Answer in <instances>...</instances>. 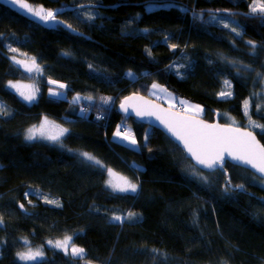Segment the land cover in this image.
<instances>
[{
  "label": "trees",
  "instance_id": "trees-1",
  "mask_svg": "<svg viewBox=\"0 0 264 264\" xmlns=\"http://www.w3.org/2000/svg\"><path fill=\"white\" fill-rule=\"evenodd\" d=\"M23 1L45 12L98 8L65 12L45 29L0 4V264L65 236L83 257L47 251L36 264H264L262 179L229 163L197 170L158 130L116 111L158 83L204 106L205 121L226 113L264 146V129L249 122L264 125V13L252 12L264 0ZM20 60L42 72L29 104L7 87L29 82ZM48 80L66 86V100L48 97ZM43 118L66 135L26 140ZM122 119L139 150L111 141ZM108 169L136 194L107 190Z\"/></svg>",
  "mask_w": 264,
  "mask_h": 264
},
{
  "label": "snow or ice",
  "instance_id": "snow-or-ice-1",
  "mask_svg": "<svg viewBox=\"0 0 264 264\" xmlns=\"http://www.w3.org/2000/svg\"><path fill=\"white\" fill-rule=\"evenodd\" d=\"M19 7L26 9L28 12H31L34 16H38L41 20L48 21L55 18V14L51 11L45 12L42 8L39 10L33 9L28 3L20 0ZM259 11L264 13V3H254L252 7V12ZM227 27V25H225ZM235 30V29H233ZM13 52L16 49H11ZM20 63V61H16ZM33 64L35 61L33 60ZM26 70L32 71V68L25 65ZM55 83V82H52ZM229 82L225 81L227 85ZM10 87L18 88L17 85L10 84ZM63 88L64 85H59ZM158 85H153V88H157ZM161 91H166L161 89ZM26 100L31 101L35 98L33 93L25 94L24 92L20 93ZM54 95L56 93H53ZM220 95H231L230 92H222ZM129 100L133 98H128ZM183 105L186 102L180 101ZM196 111H202L198 106H192ZM121 108L127 111V104H121ZM248 102H245V111L247 114ZM138 116H155L157 120L179 141L184 149L190 154V156L196 161L197 164L202 165L205 168L212 169L214 167L220 166L223 167V162L225 155L231 157L233 160L240 161L246 165H250L252 168L256 169L257 172L264 174V146H261L257 141L255 136L250 131H241L238 128L232 127H222L218 124H205L202 121H197L190 117H181L175 113L162 112V110H155L153 108L145 107L143 110L137 108L134 109ZM250 124L252 127H261L264 129V125H258L254 121H251ZM45 123L40 126L39 129L31 128L28 130L26 139L33 140L36 138L37 132L47 139L58 141L60 136H62L67 130L59 129L58 134L51 135L45 133ZM121 135L119 130L116 133ZM124 139H130V142L135 144V139L129 137L127 133L123 134ZM86 159L94 161L96 164H99V161H95V158L87 153H83ZM110 177H115L116 174L113 173L111 169L107 170ZM108 186L113 189V191L118 192H135L137 190V185L130 182L126 177H117L116 180L109 179ZM243 187V185H239ZM51 202V201H48ZM58 204V202H56ZM21 207H23L21 205ZM135 213L129 212L128 218L135 216ZM114 221H122L121 216H113ZM71 238H65L63 242H56L55 246L63 248L64 251L68 252V244ZM71 254L77 257H83L84 249L77 248L73 246L71 248ZM42 256L40 250L33 252L29 250L27 252L18 253V257L22 261L36 260L38 257Z\"/></svg>",
  "mask_w": 264,
  "mask_h": 264
},
{
  "label": "rangeland",
  "instance_id": "rangeland-1",
  "mask_svg": "<svg viewBox=\"0 0 264 264\" xmlns=\"http://www.w3.org/2000/svg\"><path fill=\"white\" fill-rule=\"evenodd\" d=\"M19 2L20 0H15V5L19 7ZM25 2V1H23ZM26 3V2H25ZM30 5V4H29ZM31 6V5H30ZM33 7V6H31ZM22 9V8H20ZM33 9L35 10H39V8H34ZM23 11H25L26 13L30 14L31 16H33L35 19H38V20H41L38 16H34L31 12H28L26 9H22ZM89 11V10H87ZM81 12V11H78V13ZM233 17H225V16H219V15H216V16H213L212 17V22L214 21V23H222V22H227L228 20L229 21H232ZM44 21V20H42ZM21 69L23 72H25V74L28 76L29 78V82H18V81H14V82H9L7 87L8 89L13 92L14 94H17L19 96V98L26 104V103H32L34 101H36L37 99V96L40 95L39 93V90H38V80H40L41 78V75H42V72L40 70V68L38 67V65L36 64H33V61H27V60H20V63H17L16 61H14ZM25 65H27L28 67L32 68V71H28L26 70V67ZM127 75H130V73H128ZM132 78L134 79V76H132ZM48 83V88L46 89V93L48 95V97L50 98H53V99H60V100H66V92H65V89H66V86L62 83H59V82H55V83H52L53 81H46ZM10 84L12 85H17L19 90L17 88H14V87H10ZM64 85L63 88L59 87V85ZM158 85L157 88H153V85ZM161 89H165L166 91H161ZM38 91V93H37ZM21 92H24L25 94H29V93H33L35 98L32 99L31 101L29 100H26L24 98V96H22L20 93ZM53 93H56L55 95ZM148 98H151L152 100H155L159 103H161L163 106H166L167 108H170L172 110H179L181 111L183 114H187L189 116H192V117H199L201 119H205V114H206V111H205V107L200 105L199 103H194L190 100H188L187 98H183V97H179L175 92H173L172 90L168 89L167 87H165L164 85H160L158 83H152L151 85L148 86V91H147V95H146ZM230 95H226L224 97H228ZM180 101H184L186 102L185 104H181ZM114 102H111V105L113 104ZM192 106H198L199 109H201L202 111H196L195 108H193ZM8 114V109L6 106L2 105L0 103V117H5V115ZM221 121L222 123L226 124V125H232V126H236V127H239L238 125L235 124V121H233V118L229 115H227L226 113H222L221 115ZM45 120H47V124L45 125V133L46 135L47 134H51V135H56L58 134L59 132V129H63L61 128L60 126H58L57 124H55L54 122H52L50 119H47V118H43L42 122H40L35 128L39 129L40 126L42 124L45 123ZM34 128V127H32ZM31 129V128H29ZM28 129V130H29ZM28 130L25 132L26 135L28 133ZM119 130V132L121 133V135H117V131ZM124 133H127L129 135V137L131 138H134L135 141H136V137H135V131L132 127V125L128 122V120H125V119H122V123L119 124L118 126H116L115 129H113L112 131V135L110 137L111 141L112 142H116L120 145H124L126 147H128L129 149L131 150H139V144H138V141L135 142V144L131 143L130 142V139H124L123 138V134ZM25 135V136H26ZM66 135V133H64L62 136H60L59 140L62 139L64 136ZM38 139H41V140H45V141H52V142H57V141H53V140H50V139H47L43 136H41L39 134V132H37L36 134V138L33 139V140H28L30 142L32 141H36ZM58 140V141H59ZM83 153L79 154L81 159H84L86 162L90 163V164H95V165H99L100 167H102V164H96L94 161H90L88 159L85 158V156L82 155ZM90 155V154H89ZM92 157H94L93 155H91ZM95 158V157H94ZM95 161H98L96 158H95ZM115 173V172H113ZM116 174V173H115ZM107 180H106V183H105V186H106V189L109 190L111 193L113 194H119V195H134L136 193L135 192H131V191H128V192H118V191H113V189L111 187L108 186V181L109 179H113V180H116L117 177H121L119 174H116L115 177H110L109 176V173L107 171ZM137 185V184H136ZM261 189L264 190V179L257 184ZM138 186V185H137ZM70 237L71 240L68 244V254H71V243H72V236H65L63 239H59V240H54L52 242H48L47 244L43 245V247H33V248H27L25 250H23L22 252L20 253H23V252H27L29 250H32L33 252H35L36 250H40L42 252V256L38 257L36 260H29V261H22L19 259L18 255H17V261L19 264H36V263H39V262H43L46 257H47V251H52V252H60V253H63V254H67L63 248H60V247H56L55 244L56 242H63L65 240V238H68ZM72 255V254H71ZM73 257H77V256H73Z\"/></svg>",
  "mask_w": 264,
  "mask_h": 264
},
{
  "label": "water",
  "instance_id": "water-1",
  "mask_svg": "<svg viewBox=\"0 0 264 264\" xmlns=\"http://www.w3.org/2000/svg\"><path fill=\"white\" fill-rule=\"evenodd\" d=\"M0 4L8 9H10L11 11L17 13L18 15H20L21 17H24L25 19L27 20H30V21H33L37 24H39L40 26H42L43 28H51L54 24V21H58V19L54 18V19H51V20H48V21H41V20H38V19H35L34 17L28 15L25 11H23L22 9L18 8L16 5H15V0H0ZM86 6H80V7H74V8H67V9H59L57 11H54L53 13L55 14V17L58 16V15H61L65 12H71V11H74V9H80V8H84ZM211 13H215V14H228L227 12H211ZM247 16V15H246ZM61 24V22H60ZM133 98L131 100H129L128 98ZM127 104V111H125L124 109L121 108V104ZM145 107H149V108H153L155 110H162V112H170V113H175L181 117H190L192 119H195L197 121H202L203 123L205 124H212V125H220L222 127H232V128H238L240 129L241 131H249L245 128H242V127H236V126H232V125H225V124H222L220 119H221V116H220V113L219 112H215L214 113V120L213 121H205L204 119H201L199 117L195 118V117H192V116H189V115H185V114H182L180 112H178L177 110H172L170 108H167L166 106H163L161 103L155 101V100H152L151 98H148L146 96H143V95H140L138 93H132L131 95L129 96H126L125 98L122 99L121 103L118 105L116 111L118 112L119 115L121 116H125L127 118H130L132 120H135L136 122H138L139 124L141 125H145L153 130H159L162 132V134L167 137L169 140H171L176 146H178V148L180 150H182L185 154V156L191 160V162L193 163L194 167L197 169V170H201L203 172H206V173H210V172H215L216 169H220L221 167L220 166H217V167H214L212 169H209V168H205L203 167L202 165H199L196 163V161L190 156V154H188V152L184 149L183 145L176 140V138L174 136H172V134L170 132H168V130L164 127L163 124L160 123L159 120L156 119L155 116H149V115H144V116H138L136 114V111L134 109H141L143 110ZM250 132L253 134V136H255L256 138V141L261 145L258 137L255 135L254 132H252L250 130ZM226 163H229V164H233L234 166L238 167V168H243L247 171H249L252 175H255L257 178H260V179H264V174H261L259 172L256 171V169L252 168L250 165H246L240 161H236V160H233L231 157L225 155V159H224V162H223V165H225ZM226 177H228V174L226 173Z\"/></svg>",
  "mask_w": 264,
  "mask_h": 264
},
{
  "label": "bare ground",
  "instance_id": "bare-ground-1",
  "mask_svg": "<svg viewBox=\"0 0 264 264\" xmlns=\"http://www.w3.org/2000/svg\"><path fill=\"white\" fill-rule=\"evenodd\" d=\"M86 7H92V8H98V6H96L95 4H92V5H85ZM86 7H84V8H86ZM28 14V13H27ZM28 15H30V14H28ZM31 16V15H30ZM33 17V16H32ZM52 28V27H51ZM46 29V28H45ZM47 29H49V28H47ZM159 131V130H158ZM161 134H162V132L161 131H159Z\"/></svg>",
  "mask_w": 264,
  "mask_h": 264
},
{
  "label": "crops",
  "instance_id": "crops-1",
  "mask_svg": "<svg viewBox=\"0 0 264 264\" xmlns=\"http://www.w3.org/2000/svg\"><path fill=\"white\" fill-rule=\"evenodd\" d=\"M43 120V119H42ZM42 122V121H41ZM137 190H138V186H137ZM137 190H136V192H137ZM136 194V193H135Z\"/></svg>",
  "mask_w": 264,
  "mask_h": 264
}]
</instances>
